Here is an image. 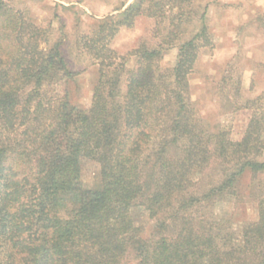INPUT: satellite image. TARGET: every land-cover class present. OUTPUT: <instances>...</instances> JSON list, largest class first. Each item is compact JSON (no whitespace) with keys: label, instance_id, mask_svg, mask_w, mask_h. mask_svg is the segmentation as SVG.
Segmentation results:
<instances>
[{"label":"trees","instance_id":"obj_1","mask_svg":"<svg viewBox=\"0 0 264 264\" xmlns=\"http://www.w3.org/2000/svg\"><path fill=\"white\" fill-rule=\"evenodd\" d=\"M185 1L134 0L81 37L98 79L80 108L62 88L79 73L60 44L42 46L48 31L0 0V264H264V197L239 239L215 213L246 171L264 172V114L237 141L198 116L189 77L212 41L203 12L200 29L173 45ZM174 9L158 47L142 42L126 57L109 48L138 17L162 24ZM135 209L152 221L147 236Z\"/></svg>","mask_w":264,"mask_h":264},{"label":"rangeland","instance_id":"obj_2","mask_svg":"<svg viewBox=\"0 0 264 264\" xmlns=\"http://www.w3.org/2000/svg\"><path fill=\"white\" fill-rule=\"evenodd\" d=\"M15 10L21 11L36 26L46 29L48 47L59 43L71 70L79 74L62 88L69 93L70 101L88 108L98 79V66L80 49V39L91 35L104 21L117 20L134 0H5ZM184 22L176 32V47L188 40L201 26L200 16L205 12V24L211 36L212 48L201 49L194 70L189 77L191 100L203 122L213 131L225 130L234 141L244 135L253 115L264 114V0H186L183 4ZM174 9L162 24L146 15L135 20L132 28L117 30L109 48L117 56L126 57L142 42L150 48L162 43L169 20L175 17ZM190 13V20L185 21ZM164 53L160 65L173 66L177 48ZM118 59H116L117 61ZM135 64L128 58V67ZM118 91V90H117ZM125 92L120 83L119 93ZM262 109V110H261ZM264 139V135H263ZM264 163V150L258 158ZM97 180L92 164L84 168L85 184ZM264 197V172L246 171L239 178L238 196L215 206L217 218L229 220L236 239L242 228L257 219V203ZM144 235L152 230V221L140 210H133Z\"/></svg>","mask_w":264,"mask_h":264}]
</instances>
